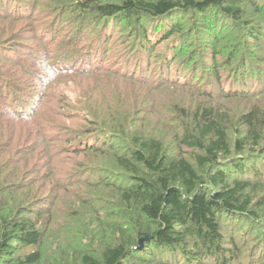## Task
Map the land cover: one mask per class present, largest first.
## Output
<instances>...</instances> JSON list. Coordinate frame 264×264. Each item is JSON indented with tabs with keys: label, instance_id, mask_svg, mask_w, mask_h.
Listing matches in <instances>:
<instances>
[{
	"label": "trees",
	"instance_id": "16d2710c",
	"mask_svg": "<svg viewBox=\"0 0 264 264\" xmlns=\"http://www.w3.org/2000/svg\"><path fill=\"white\" fill-rule=\"evenodd\" d=\"M0 135V264H264V0H0Z\"/></svg>",
	"mask_w": 264,
	"mask_h": 264
},
{
	"label": "rangeland",
	"instance_id": "374dc122",
	"mask_svg": "<svg viewBox=\"0 0 264 264\" xmlns=\"http://www.w3.org/2000/svg\"><path fill=\"white\" fill-rule=\"evenodd\" d=\"M119 29H121V27H119ZM113 35H116V32ZM27 66H28V68H27L28 70H32L35 68L33 65H31L29 63ZM36 69H37V67H36ZM23 76H24L23 78L25 80H28V81L33 80L31 75H29L27 73H24ZM75 83H78L77 85H79L80 80L78 78H75V77L74 78H66V79L57 78L56 81L54 82V84L49 86L50 89L48 91H46V93H49V91L51 92V100H52L51 104L54 108L60 107V105H74L73 102L76 99L75 95H77L76 91H75V89H76ZM54 87H56V89H54ZM77 120L78 119H76V121ZM23 126H25V125L22 123L14 125L12 128V131H11V136L15 135L17 132L21 133V131L24 129ZM24 130L22 131V133L24 132ZM8 138L9 137H6V136L4 137V136L0 135V147H2L3 149L6 148V152L14 150L13 144H11L10 148L5 147L7 145L6 142H8ZM9 156H10V153H9Z\"/></svg>",
	"mask_w": 264,
	"mask_h": 264
},
{
	"label": "water",
	"instance_id": "95a60500",
	"mask_svg": "<svg viewBox=\"0 0 264 264\" xmlns=\"http://www.w3.org/2000/svg\"><path fill=\"white\" fill-rule=\"evenodd\" d=\"M140 243H141V241H140ZM139 249H141V247Z\"/></svg>",
	"mask_w": 264,
	"mask_h": 264
}]
</instances>
